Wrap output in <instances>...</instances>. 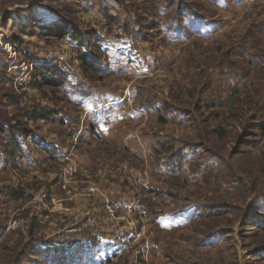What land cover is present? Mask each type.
<instances>
[{
	"label": "rangeland",
	"instance_id": "1",
	"mask_svg": "<svg viewBox=\"0 0 264 264\" xmlns=\"http://www.w3.org/2000/svg\"><path fill=\"white\" fill-rule=\"evenodd\" d=\"M0 264H264V0H0Z\"/></svg>",
	"mask_w": 264,
	"mask_h": 264
},
{
	"label": "trees",
	"instance_id": "2",
	"mask_svg": "<svg viewBox=\"0 0 264 264\" xmlns=\"http://www.w3.org/2000/svg\"><path fill=\"white\" fill-rule=\"evenodd\" d=\"M57 33H58V35H62L64 38L70 37L73 41H77L78 43L83 42V37L79 36L77 32L73 31V33H72V32H68L65 30H61ZM82 64H83V67L87 68V65L85 64V58L84 57H82ZM37 76L40 77L41 83H43L46 86H52L53 83H55V81L57 80V79H55L54 76H49V74L44 75L43 72H40L39 74H37ZM56 83H57V85L62 86L63 83H65V82L62 80H58ZM31 118L32 119H44V118L48 119L49 117L45 114L37 113V114H34L33 116H31Z\"/></svg>",
	"mask_w": 264,
	"mask_h": 264
}]
</instances>
